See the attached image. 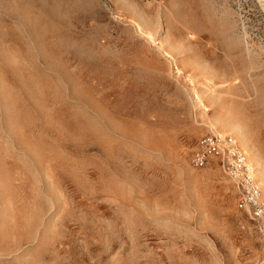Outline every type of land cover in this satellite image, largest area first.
<instances>
[{
	"label": "rangeland",
	"instance_id": "rangeland-1",
	"mask_svg": "<svg viewBox=\"0 0 264 264\" xmlns=\"http://www.w3.org/2000/svg\"><path fill=\"white\" fill-rule=\"evenodd\" d=\"M211 133L264 196V0H0V264H264Z\"/></svg>",
	"mask_w": 264,
	"mask_h": 264
},
{
	"label": "built area",
	"instance_id": "built-area-1",
	"mask_svg": "<svg viewBox=\"0 0 264 264\" xmlns=\"http://www.w3.org/2000/svg\"><path fill=\"white\" fill-rule=\"evenodd\" d=\"M213 162L233 182L238 209L248 215L264 245V196L246 152L230 135L207 134L198 142L192 165L204 169Z\"/></svg>",
	"mask_w": 264,
	"mask_h": 264
},
{
	"label": "bare ground",
	"instance_id": "bare-ground-1",
	"mask_svg": "<svg viewBox=\"0 0 264 264\" xmlns=\"http://www.w3.org/2000/svg\"><path fill=\"white\" fill-rule=\"evenodd\" d=\"M233 137V136H232ZM235 138V137H234ZM237 141H238V143L240 144V146L242 147V149L244 150V147L242 146V144L239 142V140L237 139V138H235ZM245 151V150H244ZM246 152V151H245ZM247 154V153H246ZM248 156V155H247ZM250 160V159H249Z\"/></svg>",
	"mask_w": 264,
	"mask_h": 264
}]
</instances>
